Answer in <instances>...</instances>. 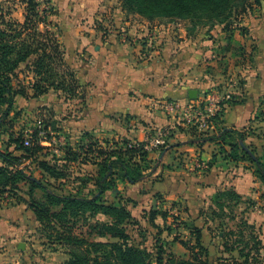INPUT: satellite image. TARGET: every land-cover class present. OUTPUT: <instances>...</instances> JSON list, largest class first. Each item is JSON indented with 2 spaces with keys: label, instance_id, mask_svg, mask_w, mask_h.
I'll list each match as a JSON object with an SVG mask.
<instances>
[{
  "label": "crops",
  "instance_id": "1",
  "mask_svg": "<svg viewBox=\"0 0 264 264\" xmlns=\"http://www.w3.org/2000/svg\"><path fill=\"white\" fill-rule=\"evenodd\" d=\"M97 1L108 3L107 0ZM256 6L253 12L240 16L234 22L232 38L226 37V46H222L217 38L220 33H227L224 25L220 24L221 28L217 25L203 27V41L199 38L202 34L197 38L200 30L191 34L181 22L154 25L145 21L131 23L119 20L120 29L111 27L105 32L93 29L91 34L79 36L66 50V60L76 69L83 87L81 97L66 99L63 93L55 91L39 99L18 97L17 109L23 110L25 104L40 102L52 92L58 102L75 101L74 109L72 105L70 107L71 115H62L58 126L67 132V141L73 146L86 132L93 133L101 141L127 138L145 142L158 131L168 129L172 137L168 140L167 148L163 152L157 150L150 154L151 167L142 180L132 184L118 179L117 186L105 194L108 203L126 205L139 222L138 227L149 235L156 230L157 234L154 235L158 239L165 232L171 234L166 230L170 226H163L169 217L165 219L157 214L151 222V213H171L173 208H179L186 219L192 220V225L203 228L205 237V228H213L216 222L207 217L211 213L205 211V205H209L207 209L211 210V207H215L213 197L218 191L233 189L243 198L240 206L245 205L242 212L246 211V216L256 219L257 212L263 214L260 222H257L258 226L252 222L253 218L248 222L255 226L264 245L261 237V230L264 233V182L254 173L253 165L248 161L220 159L207 172L196 170V160L204 159L210 164L219 151V145L216 142L199 145L193 142L196 136L185 130L194 126L187 120L197 104L204 102L205 96L217 94L222 97L229 94L221 122L212 121L203 131L197 127L199 133L217 135L223 127L241 131L252 129L253 135L248 137L246 144L256 150L258 156L263 155L264 135L261 132L264 133V119L257 116L264 112V4L255 14ZM233 43L237 46L235 50ZM223 51L227 54L236 51L233 54L236 62L232 67L235 76L230 85L225 79L227 68L219 62L222 58L218 56ZM244 53L248 57L247 63H244L245 57L241 55ZM192 90L197 91L195 99L189 95ZM171 100H179L187 106L188 111L168 112L165 104ZM8 140L9 132L1 129L0 148ZM98 170L95 164L78 166L75 175L92 176ZM48 180L51 183L55 181ZM69 182L73 186L68 187L66 183ZM69 182L61 184V181H55L59 189L56 185L51 188L60 193L75 192L78 181ZM23 185L27 187L21 193L25 201L0 204V242L7 243L9 248L15 246L18 250H21L19 246L22 243L29 249L30 244L23 238L31 236L34 239L41 227L30 203L26 202L29 200L26 194L28 185ZM94 188L93 184H89L84 191ZM38 191L41 190L36 189V197ZM220 233L222 252L230 254L224 248L225 233L221 230ZM231 257L237 262L232 264H241L238 252H233Z\"/></svg>",
  "mask_w": 264,
  "mask_h": 264
},
{
  "label": "trees",
  "instance_id": "2",
  "mask_svg": "<svg viewBox=\"0 0 264 264\" xmlns=\"http://www.w3.org/2000/svg\"><path fill=\"white\" fill-rule=\"evenodd\" d=\"M121 2L127 13L147 20H197L203 22V26L224 25L227 32L233 29L241 14L249 13L254 5H262L263 0ZM46 4L43 8L39 0H25L24 21L11 18V13L2 12L0 6V130L9 132V140L0 148V204L8 197L11 200L7 204L25 201L20 190L22 183L27 184L29 200L26 202L30 203L41 225L40 230L51 243L68 251L69 258L64 264H210V253L204 244L202 229L185 223L189 240L177 238L191 253V259L177 260L172 252L165 251L162 244L156 246L157 253L153 256L148 248L132 242L129 227H140L127 206L108 203L105 199L106 192L117 186L118 179L135 184L150 169L149 156L152 152L145 150V142L127 138L101 141L93 133L86 132L75 146L69 141L61 144L58 147L60 154H57L53 150L55 134L52 131L60 133L61 129L55 122H41L31 134L30 145H26V128L14 132V122L22 114L16 106L18 97L39 99L55 91L63 93L66 99H75L82 94L78 73L66 60L59 28L50 21L56 16V10L50 0ZM223 110L213 118L214 122H221ZM257 118L264 119V112ZM185 130L196 136L193 142L199 145L205 142L219 145L210 166L220 159L248 161L255 168L257 177L264 182V151L262 156H258L256 150L246 144L248 137L253 135L252 129L241 131L223 127L219 134L208 136L205 132L199 133L197 126ZM41 131L45 132V139L40 135ZM171 137L169 134L168 140ZM43 141L51 146L43 144ZM166 148L157 150L163 152ZM88 164L97 165L99 170L96 175H75L76 167ZM36 173H40L41 179ZM48 179L61 181V184L74 180L79 185L75 192L60 193L51 188L52 183ZM89 184L95 188L85 192ZM36 189L44 193L42 199L35 196ZM242 202L243 198L233 189L218 191L213 197L215 207H211L212 218L220 217V213L228 208L233 213ZM157 214L165 219L171 216L170 211H153L151 222ZM100 215L106 219H100ZM84 227L87 235L77 233ZM249 229L251 233L247 240L245 233ZM166 230L173 232L171 226ZM220 230L225 233V251L230 254L238 252L241 264L258 263L257 257L263 244L254 225L242 219L237 230ZM234 261L237 263L236 259Z\"/></svg>",
  "mask_w": 264,
  "mask_h": 264
},
{
  "label": "rangeland",
  "instance_id": "3",
  "mask_svg": "<svg viewBox=\"0 0 264 264\" xmlns=\"http://www.w3.org/2000/svg\"><path fill=\"white\" fill-rule=\"evenodd\" d=\"M25 0H0V6L2 7V12H10L11 18L19 21H24V13H25ZM42 2L43 8L47 5V0H39ZM99 2L97 0H50V4L54 6V9L56 10V16L51 17L50 21L57 24L60 32V39L62 42H64L66 50L69 49V45L71 43H74V40L78 39L79 36L82 35H88L91 34V31L93 29L101 30L102 32H105L106 30L111 29V27L115 29H120L121 23L125 20H128V22L131 23H137L142 21L149 22L150 24L158 25L161 23H168V22H181L184 29L188 32H191L193 34L195 31H198L197 38L201 39L203 41V22L200 23L197 20H190V19H155V20H147L146 18H143L137 14H131L127 13L126 10L122 6L121 0H107ZM264 4V0L262 2V6ZM49 5V4H48ZM50 6V5H49ZM261 5L255 7V14L259 13L261 8H263ZM97 8V9H96ZM102 8V9H100ZM254 9V7H253ZM253 9L250 12H253ZM101 10V11H100ZM1 15V11H0ZM243 15V14H241ZM245 15V14H244ZM247 15V14H246ZM239 16V15H238ZM119 26V27H118ZM218 28H221L219 24H217ZM233 29L230 31H227V35H222L220 33L218 40L222 46L225 44L227 45V39L231 40V33ZM212 35V34H211ZM214 37V35H212ZM227 37V38H226ZM70 38L71 41L70 42ZM216 38V37H214ZM226 42V43H225ZM224 44V45H223ZM225 45V46H226ZM232 46V45H231ZM234 46V43H233ZM232 46V47H233ZM237 46H234V50ZM231 52V51H229ZM228 52L223 51L221 54H219L218 57L222 58L219 60V62L224 63V65L227 68L226 73V82H229V85L231 84L232 78H234L235 75H233L232 67L233 64L236 62L235 57L233 54L236 53V51H233L231 54H227ZM224 54V56H222ZM69 55V54H68ZM243 57H245V62L247 63L248 57L246 56V53L241 54ZM70 59H68L69 61ZM243 58H241L242 62ZM74 68V67H73ZM75 69V68H74ZM76 70V69H75ZM84 91L82 90V93ZM55 93H51L49 97H44L42 100L37 101L35 103H28L25 104L23 107V110H21V116L16 121L14 132H19L22 128H26L27 130H34L36 127H38L41 122L43 123H53L55 122L57 126H60V119L62 115L66 114L68 116L71 115L70 107L74 109L75 101H65V102H58L56 99L57 96L53 95ZM62 95L60 94V97ZM172 101V100H171ZM67 104V105H65ZM21 106V105H20ZM59 106V107H58ZM62 109L67 110L64 112ZM60 133H56L52 131V134H55V140H54V147L53 150L56 151L57 154H60V151L58 150V147L62 144L61 142H65L68 140L67 138V132L64 131V129L60 128ZM262 135H264L263 132H261ZM156 135V134H154ZM61 139V140H60ZM155 152V151H154ZM36 176L41 179L40 173H36ZM45 178V177H44ZM71 181V180H69ZM52 187L54 185H58V183H55V181L52 182ZM68 187L73 186V183L69 182L66 183ZM65 185V186H66ZM25 188H27L23 183L21 184V190L20 194L25 191ZM57 189L59 187L57 186ZM43 192L38 191L37 192V198L42 199L43 198ZM11 200L9 197L6 199V202H4L6 205L8 201ZM170 205V204H169ZM209 206V205H208ZM208 206L205 205L204 209H206V212L211 213L212 210L207 209ZM245 205H241L238 208L235 209L233 213H231L230 209H226L224 213H220V217L215 218L216 222L214 223V227L210 228L208 230H204V240L205 245L209 248V259L210 264H232L234 260L231 257V254H223V246L222 244V237L220 233V229L223 228L226 230V232H229V230H237L238 229V223L241 222L242 219H246L249 221V219L253 218L252 222L257 224V222H260L261 217L263 214L257 215L256 219L255 217H251L250 215L246 216V211L242 212V208H244ZM56 210V209H55ZM211 215V216H210ZM207 217L210 219L212 218V213L209 214ZM100 219H106L104 216L100 215ZM178 218V219H177ZM177 220L176 222H174ZM203 220H205V215L203 216ZM192 220L190 218L186 219V215L182 210L179 208H173L171 210V216H169V219L165 224L163 223L164 228H167L168 226H171L173 228V232L168 235L167 232H165L162 235V238L157 241V237L154 233L157 234V231L155 232L151 231L152 234H146L144 232V229L137 228L135 226L129 227V233L132 237V242L136 245H140L142 248H148V250L153 254V256L156 255L157 245H164L165 251L167 253L172 252L174 254V257L177 260H188L191 259V253L181 244V241L177 240V238H181L183 240H189V232L184 228L185 223H192ZM223 222L222 226H217V224H221ZM221 222V223H220ZM203 226L204 221H203ZM258 226V224H257ZM203 229V228H202ZM83 233L84 235H87L86 227L83 229H79L77 233ZM258 233V231H256ZM249 233H251L250 229L246 231V239L249 240ZM36 237L32 239L31 236H26L23 238V240L30 244V248L27 247L25 250H18L15 246L12 248H9L7 243L0 242V264H64L66 260H68V251L67 249L60 247L56 243H51L47 239V235L42 231L39 230L38 233L35 234ZM223 235V234H222ZM261 237L264 240V233H262L261 230ZM229 256V257H224ZM226 261H220L221 259H224ZM258 263L256 264H264V245H262V249L258 255Z\"/></svg>",
  "mask_w": 264,
  "mask_h": 264
},
{
  "label": "built area",
  "instance_id": "4",
  "mask_svg": "<svg viewBox=\"0 0 264 264\" xmlns=\"http://www.w3.org/2000/svg\"><path fill=\"white\" fill-rule=\"evenodd\" d=\"M229 99H230L229 94H226L222 97L218 96L217 94H213V95L208 94L207 96H205L204 102L200 101L197 104L196 108L190 112V116H189L190 119L187 120L188 123L197 126L201 131H203V129L208 127L209 124L213 121V118L217 114L222 112L226 100ZM165 109L168 112L184 111L185 109H187L188 111L187 106L183 105L179 100L168 101L165 104ZM32 132L33 130H27L26 145H30V137ZM40 135L42 136L43 139H45L44 131H41ZM168 136H169L168 129H163L158 131L156 135H153L149 140L145 141V146H144L145 150L149 152H154L160 147L168 146L169 144ZM61 143L64 144L63 142ZM43 144L47 146H51V144L47 141H43ZM195 169L204 173L209 171L210 164L206 160L198 158L195 163Z\"/></svg>",
  "mask_w": 264,
  "mask_h": 264
},
{
  "label": "water",
  "instance_id": "5",
  "mask_svg": "<svg viewBox=\"0 0 264 264\" xmlns=\"http://www.w3.org/2000/svg\"><path fill=\"white\" fill-rule=\"evenodd\" d=\"M189 95H190V97H191L192 99H195V98H197V91L192 90V91H190ZM19 248H20L21 250H24V249H25V245H24V243H22V244L19 246Z\"/></svg>",
  "mask_w": 264,
  "mask_h": 264
}]
</instances>
